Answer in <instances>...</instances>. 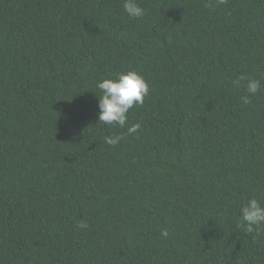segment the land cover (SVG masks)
Returning <instances> with one entry per match:
<instances>
[{
  "label": "trees",
  "instance_id": "obj_1",
  "mask_svg": "<svg viewBox=\"0 0 264 264\" xmlns=\"http://www.w3.org/2000/svg\"><path fill=\"white\" fill-rule=\"evenodd\" d=\"M138 3L0 0V264H264L237 227L264 205V88L233 83L264 84V0ZM128 70L133 135L98 121Z\"/></svg>",
  "mask_w": 264,
  "mask_h": 264
},
{
  "label": "clouds",
  "instance_id": "obj_2",
  "mask_svg": "<svg viewBox=\"0 0 264 264\" xmlns=\"http://www.w3.org/2000/svg\"><path fill=\"white\" fill-rule=\"evenodd\" d=\"M227 0H214L215 5L225 4ZM125 13L132 19H139L145 15V9L140 6L138 0H122ZM213 6V0H209L208 7ZM264 79V75H262ZM243 82V83H242ZM236 85L245 86L250 95L257 94L264 84L261 79H256L247 74H242L233 82ZM96 88L101 92L98 96V121L113 127L127 128V135L137 134L141 129L140 123L128 124V112L134 106H143L144 99L149 95V85L145 78L136 71L128 70L115 74L111 78L97 82ZM250 95L243 96L242 103L250 104ZM124 135L105 136L104 142L110 146L118 145ZM240 218L237 227L248 234H260L264 231V205L256 198L248 199L240 209ZM77 227L87 229L86 222H77ZM161 236L167 238L168 232L164 230Z\"/></svg>",
  "mask_w": 264,
  "mask_h": 264
}]
</instances>
